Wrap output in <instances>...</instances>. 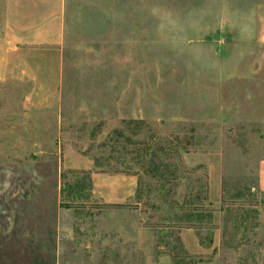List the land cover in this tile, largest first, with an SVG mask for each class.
<instances>
[{
	"label": "rangeland",
	"instance_id": "rangeland-1",
	"mask_svg": "<svg viewBox=\"0 0 264 264\" xmlns=\"http://www.w3.org/2000/svg\"><path fill=\"white\" fill-rule=\"evenodd\" d=\"M228 3L243 44L162 42L201 0H70L61 51H0V264H264V0Z\"/></svg>",
	"mask_w": 264,
	"mask_h": 264
},
{
	"label": "crops",
	"instance_id": "crops-1",
	"mask_svg": "<svg viewBox=\"0 0 264 264\" xmlns=\"http://www.w3.org/2000/svg\"><path fill=\"white\" fill-rule=\"evenodd\" d=\"M69 5L70 0H0V51H61ZM258 185L264 191V161Z\"/></svg>",
	"mask_w": 264,
	"mask_h": 264
},
{
	"label": "clouds",
	"instance_id": "clouds-1",
	"mask_svg": "<svg viewBox=\"0 0 264 264\" xmlns=\"http://www.w3.org/2000/svg\"><path fill=\"white\" fill-rule=\"evenodd\" d=\"M150 15L156 22L155 30L162 42L177 51L184 48L182 28L190 26L194 21L212 20L217 26L225 24L235 32L236 39L241 44L253 37L257 24L255 10H234L228 0H201L199 7L192 9L183 17L173 9L154 4L150 8ZM189 55L197 63L214 67L200 49H191Z\"/></svg>",
	"mask_w": 264,
	"mask_h": 264
},
{
	"label": "trees",
	"instance_id": "trees-1",
	"mask_svg": "<svg viewBox=\"0 0 264 264\" xmlns=\"http://www.w3.org/2000/svg\"><path fill=\"white\" fill-rule=\"evenodd\" d=\"M141 186H142V185H141V183H140L139 186H138V188H137V191H136V194H138V195H139V193H141V190H142V189H141Z\"/></svg>",
	"mask_w": 264,
	"mask_h": 264
}]
</instances>
